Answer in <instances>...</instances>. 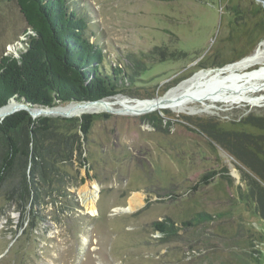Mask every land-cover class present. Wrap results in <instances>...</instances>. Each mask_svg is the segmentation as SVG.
<instances>
[{
	"label": "rangeland",
	"instance_id": "rangeland-1",
	"mask_svg": "<svg viewBox=\"0 0 264 264\" xmlns=\"http://www.w3.org/2000/svg\"><path fill=\"white\" fill-rule=\"evenodd\" d=\"M70 2L85 13L104 72L122 69L116 93L103 99L164 95L259 47L264 58V6L256 0ZM26 29L16 1L0 0V57L25 50ZM250 94L264 96V88ZM206 103L189 105L193 114L85 112L96 119L86 135L76 131L80 147L58 164L56 200L21 210L0 199V264H264V221L240 181L241 164L220 143L229 133L264 135L252 122L264 120V100ZM260 143L264 149V137ZM213 170L203 184L201 176ZM92 181L99 186L95 213L81 194ZM134 196L140 204L122 210ZM156 220L172 228L161 233Z\"/></svg>",
	"mask_w": 264,
	"mask_h": 264
},
{
	"label": "trees",
	"instance_id": "trees-1",
	"mask_svg": "<svg viewBox=\"0 0 264 264\" xmlns=\"http://www.w3.org/2000/svg\"><path fill=\"white\" fill-rule=\"evenodd\" d=\"M15 1L27 24L24 34L30 32L25 50H19L16 56L10 53L0 57V107L11 98L53 107L60 102L94 101L116 93L117 74L122 69L104 72L102 48L90 41L85 13L75 9L74 2ZM94 119L87 113L71 118H33L24 109L4 116L0 120V199L17 204L21 210L27 205L36 207L45 197L54 202L55 186L63 184L58 178V164L80 147V134L88 133ZM252 122L264 129L261 117H254ZM61 128L67 132H59ZM249 136L229 133L220 143L241 164L240 181L264 221V149L260 143L264 135ZM216 174L215 170L203 174L202 183L208 185ZM200 216L210 217L206 213ZM152 225L161 233L172 228L165 220Z\"/></svg>",
	"mask_w": 264,
	"mask_h": 264
},
{
	"label": "bare ground",
	"instance_id": "bare-ground-1",
	"mask_svg": "<svg viewBox=\"0 0 264 264\" xmlns=\"http://www.w3.org/2000/svg\"><path fill=\"white\" fill-rule=\"evenodd\" d=\"M262 54V49L259 47L251 55L245 56L238 61L228 63L215 70H201L166 91L164 95L147 99L128 98L124 96L114 97L95 103H70L45 111L48 114H59V116L67 114L72 117L80 116L85 112L96 113L102 111L142 115L161 109H171L176 112H190V114H193L194 111L191 108L189 109L188 106L203 101L208 102L206 103L208 106L216 102L259 104L264 100V96H253L250 92L264 88V64L261 63L264 58ZM255 64H259L258 67L252 70L248 69ZM18 103L17 101H11L7 105L0 107V119L8 111L16 108L17 106L15 104ZM30 110L32 112L34 111L33 113L38 111V109ZM43 113L45 112L42 111ZM98 189L99 186L94 181L85 184L81 188L82 204L90 213L96 212L95 199ZM139 204L140 199L134 196L130 199L129 205L121 209L131 211Z\"/></svg>",
	"mask_w": 264,
	"mask_h": 264
},
{
	"label": "water",
	"instance_id": "water-1",
	"mask_svg": "<svg viewBox=\"0 0 264 264\" xmlns=\"http://www.w3.org/2000/svg\"><path fill=\"white\" fill-rule=\"evenodd\" d=\"M256 1H259L262 3V5L264 6V0H256ZM101 100H104V99H99V100H94V101H86V102H81V103H78V104H86V103H95V102H99ZM11 101H15L14 98H11ZM76 103V102H75ZM17 107L16 108H13L12 110L8 111L6 115L8 114H12L14 113L15 111L17 110H21V109H24L26 111L29 112V114L32 116V117H36V115H41L42 114V111L45 112V114H48L46 113L47 111L45 110H51L52 107H41V106H35L33 104H29L28 102L26 101H22V102H19L18 104H15ZM36 107V108H34ZM30 109H38V111H35L36 113H33L32 110ZM50 114V113H49ZM63 117H67L68 115L67 114H63L62 115Z\"/></svg>",
	"mask_w": 264,
	"mask_h": 264
}]
</instances>
